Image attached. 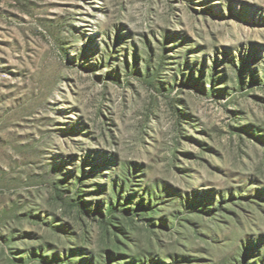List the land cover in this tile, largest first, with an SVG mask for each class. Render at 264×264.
I'll return each instance as SVG.
<instances>
[{
	"label": "rangeland",
	"instance_id": "374dc122",
	"mask_svg": "<svg viewBox=\"0 0 264 264\" xmlns=\"http://www.w3.org/2000/svg\"><path fill=\"white\" fill-rule=\"evenodd\" d=\"M0 264H264V0H0Z\"/></svg>",
	"mask_w": 264,
	"mask_h": 264
},
{
	"label": "trees",
	"instance_id": "16d2710c",
	"mask_svg": "<svg viewBox=\"0 0 264 264\" xmlns=\"http://www.w3.org/2000/svg\"><path fill=\"white\" fill-rule=\"evenodd\" d=\"M143 207V206H141ZM118 210L114 205L111 206V212L114 213V211ZM125 212H129V209L125 210Z\"/></svg>",
	"mask_w": 264,
	"mask_h": 264
}]
</instances>
